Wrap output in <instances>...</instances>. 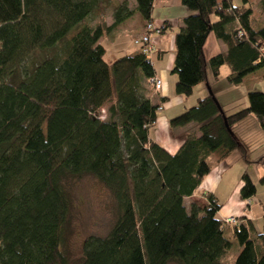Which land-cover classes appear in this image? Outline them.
<instances>
[{"label": "trees", "instance_id": "1", "mask_svg": "<svg viewBox=\"0 0 264 264\" xmlns=\"http://www.w3.org/2000/svg\"><path fill=\"white\" fill-rule=\"evenodd\" d=\"M111 2L112 23L91 26L92 13ZM152 2L0 0V264H69L65 184L87 176L109 192L115 218L104 236L82 241L79 264H264V214L258 229L249 219L224 223L210 194L202 207L184 204L212 166L234 151L245 159L237 123L250 115L264 132L263 92L249 91L246 107L225 114L208 80L223 65L231 85L262 69L264 25L252 26L246 0H181L188 14L174 37V93L189 97L204 84L206 94L169 120L199 133L169 154L148 138L161 109L145 96L153 45L107 63L99 42L133 13L151 23ZM258 6L264 17V0ZM209 33L226 50L205 60ZM240 180L248 201L255 186L246 172Z\"/></svg>", "mask_w": 264, "mask_h": 264}, {"label": "crops", "instance_id": "2", "mask_svg": "<svg viewBox=\"0 0 264 264\" xmlns=\"http://www.w3.org/2000/svg\"><path fill=\"white\" fill-rule=\"evenodd\" d=\"M127 2L130 8L134 7L135 0H127ZM231 3L234 5L239 4L238 1L234 2L233 0H231ZM245 4L250 5V0H246ZM113 6V2L108 5H101L89 17L90 20L88 23L91 26L101 25L108 27L112 23L111 14ZM187 14L188 12L181 4V0H153L152 2L150 18L153 25L155 27H161L162 24L167 23V27L163 29L164 31L161 33H151L150 41L155 50L151 55V65L154 70V76L161 80V87L156 91L153 89L152 85L145 83V88L149 91L145 93V96L152 105H160L161 109L155 112V122L153 127L148 130V138L169 154H174L176 152L186 133L196 132V126L194 124L171 128L169 126V120L179 115L185 108L194 105L198 98L206 94L204 84L196 85L189 97L177 96L174 93L176 76L171 74L175 54L174 37L181 27V20ZM210 18L211 21L216 20L214 16ZM144 23L145 21L138 13H133L115 28L103 30L99 42L105 49L103 56L104 60L110 63L123 55L136 52L138 47L133 45L132 40L144 31ZM237 24L236 21L231 23L227 26V30L236 29V27H238L236 26ZM263 25L264 20L258 27ZM225 50V44L221 40H218L213 33H209L203 45L204 59L208 60L210 57L222 53ZM229 74V68L223 65L219 69V79L217 81L212 80V78L208 76L214 95L221 104L223 100L221 102L217 95H220L222 92L217 91V86L223 81V78L226 79L227 90L224 92H228L229 95L223 97L225 102H223L222 106L225 114L234 113L247 106V93L252 91L255 85H261V83H263L264 67L253 73L247 74L238 85H231L228 82L227 78ZM250 119H252V117L249 115L244 120L237 123L233 129ZM198 134L199 133L196 132V135ZM256 157H258L255 161L256 163H263V160L260 159L264 157V151L259 150ZM238 158L240 157L237 155L234 157L235 160ZM227 165L226 161L223 160L218 165L212 166L193 194L184 199L185 206L194 203L202 207L207 204L206 196L210 194L214 201L220 206L217 211V216L221 220L231 215L238 217V221L242 218L249 219L253 222L258 221V219L261 220L264 214V203L257 200L255 195L248 201L241 200L239 189L242 182L239 176L234 179L226 177L229 167ZM263 172L264 170H262V173ZM254 207L258 208L257 215L253 212ZM257 228L261 229V226H257Z\"/></svg>", "mask_w": 264, "mask_h": 264}, {"label": "rangeland", "instance_id": "3", "mask_svg": "<svg viewBox=\"0 0 264 264\" xmlns=\"http://www.w3.org/2000/svg\"><path fill=\"white\" fill-rule=\"evenodd\" d=\"M233 1L237 2L239 0ZM258 3L259 0H250L253 27H258L264 20ZM144 32L145 29L141 34H144ZM140 35L133 38V45L137 46L134 40ZM261 50L264 51V49ZM22 72H25V67H22ZM225 90H227L226 79L223 78V81L217 86V91L222 92L217 95L221 102L222 100L225 102L223 97L229 95L228 92H224ZM253 90L264 93V83L255 85ZM252 119L232 130L246 149V153L245 159L241 157L238 151H234L225 159L227 166H229L226 177L234 179L237 176L240 177L246 171L255 186V198L264 203V179L261 180L264 177V172L262 173V170H264V157L260 159L263 160V163L255 162L258 158L256 157L257 152L259 150L264 151V132L256 120L253 117ZM236 155L240 158L235 160ZM65 188L71 199V211L68 225L64 230L62 250L68 257L69 264H79L82 241L88 236H104L114 221L115 210L109 192L92 177L87 176L69 181L65 184ZM253 212L257 215L258 208L254 207ZM254 223L258 227L262 224L260 219L254 221ZM235 249L236 245L233 246L232 253L230 252L226 257L228 263H232L234 260ZM168 264L178 263L171 261Z\"/></svg>", "mask_w": 264, "mask_h": 264}, {"label": "built area", "instance_id": "4", "mask_svg": "<svg viewBox=\"0 0 264 264\" xmlns=\"http://www.w3.org/2000/svg\"><path fill=\"white\" fill-rule=\"evenodd\" d=\"M144 29H145L144 34H141L140 36H138L137 39L134 40V43L136 45H139V44L148 45V46H145L147 48H143L142 51L149 54L151 52V46H150L151 45V41H150L151 33H158L159 27H155L152 22L151 23L147 22L145 23ZM237 34L238 36H244V33L241 30L238 31ZM263 59H264V56H263ZM149 83L152 85L153 89L156 91L159 90V88L161 87V80L157 77L150 78ZM159 109L160 108H158V110ZM237 220H238V217L233 216V215L223 218V221L226 224L237 223Z\"/></svg>", "mask_w": 264, "mask_h": 264}]
</instances>
